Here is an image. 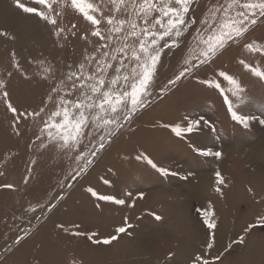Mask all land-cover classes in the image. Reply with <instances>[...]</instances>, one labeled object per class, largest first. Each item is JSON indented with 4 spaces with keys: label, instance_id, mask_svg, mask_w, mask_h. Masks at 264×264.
I'll use <instances>...</instances> for the list:
<instances>
[{
    "label": "rangeland",
    "instance_id": "374dc122",
    "mask_svg": "<svg viewBox=\"0 0 264 264\" xmlns=\"http://www.w3.org/2000/svg\"><path fill=\"white\" fill-rule=\"evenodd\" d=\"M212 2L213 0H197L193 15L199 18ZM2 5L12 8V13L16 14L22 29H18L17 36L19 35V38H16V42L14 41L12 44L8 42L6 48L4 45L2 46L3 42L13 37L0 36V52L9 49V52L19 56V63L24 70V75L23 71L17 72L16 67L7 64L6 56L1 55L3 60L0 66L2 68L7 67L8 71L21 74V78L16 79L17 83L15 84L19 86L18 100L14 97L13 101L23 105V101L31 99L28 108H38L45 98L50 82L40 79L38 73L41 69L36 62L44 60L46 63L54 65L57 76L62 77L68 71L67 65H75L80 61L79 56L82 51L84 52L86 48L91 51L90 46L88 48V44L80 39V35L84 29L88 28V25L70 7L65 8L59 20L60 26L70 29L71 25L75 23L82 29L77 36H68L67 39H63L54 35L55 30L52 25L33 14L24 13L15 5L14 0H0V6ZM29 6L36 5L29 4ZM24 16L31 21L26 20ZM32 18L36 20L32 21ZM5 21L6 16L0 17V31L2 32L7 28ZM44 34L48 35V38L43 39ZM248 35L251 39L264 41V23H258ZM74 38L80 41L78 46H74L71 42ZM47 39L48 41L50 39L51 42H47ZM190 39L189 35L186 43ZM54 50L57 51V54H52ZM183 52V48L174 49L171 52L166 50L158 69V79L156 87L153 89L151 103L138 111L131 121L125 122L120 131L111 139V142L106 143L104 150L100 151L94 158V163L78 176L76 173L82 166V161L77 162L72 153H65L54 144H49L46 148L40 147L41 140L44 143H48V141L45 137L37 140L36 137L39 135L41 127L38 122L29 120L26 126L21 125V135H18V138L12 128V114L0 103V123L5 125L4 127L9 130V134L15 139L10 152L0 160V173H3L0 175V195L2 193L0 196V227L3 225L0 234L8 237L14 232L16 233L11 240L6 239V237L5 240H0V264H4L3 262L15 252V249L20 248L35 231L45 224L64 225L69 230L71 228L76 230L74 225H79V228L84 227L87 224L85 221L90 217L81 223L79 219L81 214H74L82 209L81 197L83 196L80 195L83 193L90 196V200L87 198L86 201L90 205L88 207L92 212L91 217L99 220L98 224L102 225V235L89 237L88 253L97 251V248L101 246L110 248L114 252L115 249L118 250L119 248L121 241L119 237L128 238L123 245L125 251L121 250L122 259L113 261L111 264H188L197 255L207 259L209 264H241V262L264 264L262 261L264 258V226H257L249 229L248 232L243 230L242 242L240 241L241 236L237 235L241 229L236 232L232 231L231 235H228L225 230H219L214 236L213 247L207 248L206 245L210 235H212V230H209L204 223L202 211L204 208L200 198L196 195L202 179L214 176L220 167H231L234 170H232L231 177L228 176L227 180L225 179L227 181L225 184L234 182L242 188L245 184L243 188L245 192L241 193L242 200L239 199L237 202L238 216L245 215L246 212H254L250 215L255 214L253 220L246 222L245 226L248 223H254L257 215L264 214V203L260 199H256L254 204H250L255 196H253L254 191H249L251 188L250 177H253V181L264 188V125L259 123L260 119H264V80L254 76L238 63L240 58H245L254 66L264 67V57L248 54L243 52L240 47L233 45L223 51V54L219 55L210 66L202 67L196 73V76L203 79L211 74L214 69H221L240 79L245 89L242 94L243 101L241 102L236 97L231 96L230 99H232L234 106H238L241 114L255 117L250 122V126L244 128L231 119L227 104L224 103L220 93L215 88L197 83L195 78L183 79L176 85L170 86V90L165 91L162 95L159 94L160 88L178 71ZM29 66L31 68H28ZM26 69L30 72H25ZM10 85L8 84L9 92ZM35 86L41 88L38 94L22 92V90L27 91L28 88ZM222 86L227 88V82L222 81ZM26 97L27 99H25ZM48 110H54V105H49ZM161 115L162 117H160ZM185 116L203 118L214 127L202 125L201 132L181 138L175 136L170 129L160 127L157 124V122H180ZM33 128L34 130H32ZM148 130L158 132L160 134L159 141L165 146V149L157 157L160 162L157 159H152L160 166L167 167L170 172L177 173V175L162 176L146 162L136 160L135 157L138 154L135 156L124 155L130 149L128 147L140 143L134 142L135 138L138 135L146 134L149 132ZM22 133H24V137ZM193 143L197 147L209 149L213 153L219 151L222 155L220 157L200 155L190 147V144ZM138 145L142 146V144ZM10 159L13 161L9 166V171L5 172L3 166ZM109 159H113V164L127 169L125 174L115 175L114 182L111 184V186L115 185L114 190H111L112 195H116L118 198H126L127 194L130 193L133 197L127 199L126 204L121 205L120 208L116 206L118 204L113 202L98 200L87 191L89 187L94 188L96 185V191L100 185L102 188L109 187L108 184L103 183V180L115 171L112 164L109 163ZM138 168H142L144 172L141 171L140 174H136ZM109 170L112 172L110 173ZM73 176L75 179H72ZM6 184H12L14 188L2 187ZM140 192L144 193L143 198L139 196ZM103 202L110 204L108 206L110 209L104 210L105 212L102 211L101 203ZM133 202L134 206L131 210L130 203ZM256 206L259 208L254 210ZM121 209L122 212L119 211ZM252 209L253 211H251ZM152 213L161 216V219L156 220ZM183 213L190 215L196 225L195 235L198 237L193 242L195 246L193 243L191 244L192 250L187 257L181 253L183 250L180 252L181 254L177 253L178 248L185 247L190 242L183 240L185 227L184 225L182 227L177 224L174 225L176 222L174 216ZM61 214L63 215L61 216ZM121 214L122 220L117 221L112 228L124 226L125 218L131 227L125 233H115L118 239L108 244L103 243L104 239L115 235L108 236L113 231L108 221L105 220V215H109L108 220H110V217H117L118 215L121 218ZM126 214L127 217L124 218ZM10 216L19 217L20 230H15L13 226L12 228L10 226L5 228L6 219ZM201 234L204 236H200ZM86 235H89V232ZM18 237H22V239L17 243ZM169 253L172 255L170 256ZM242 255L243 257H241ZM242 258L247 260L238 261ZM146 259L148 261L145 263ZM107 260L102 258L101 263L104 264Z\"/></svg>",
    "mask_w": 264,
    "mask_h": 264
},
{
    "label": "snow or ice",
    "instance_id": "6c2138e0",
    "mask_svg": "<svg viewBox=\"0 0 264 264\" xmlns=\"http://www.w3.org/2000/svg\"><path fill=\"white\" fill-rule=\"evenodd\" d=\"M196 2L197 0H14L15 5L24 13L33 14L52 25L54 35L63 39L75 37L80 31L75 23L70 29L59 24L63 10L70 7L88 25L80 39L91 48V51L87 48L84 50L77 64L67 65L68 71L62 77L57 76L54 65L44 60L37 61L41 68L38 73L40 79L50 82L38 108L29 109L15 103L8 91L7 78L12 73L0 75V103L12 114L15 134L21 135L20 126H26L27 121L38 122L41 127L37 140L45 137L48 141L44 143L41 140L40 147L46 148L49 144H54L63 152L72 153L77 162H83L76 173V176L80 175L94 163V158L104 150L106 143L111 142L124 123L131 121L138 111L151 103L162 56L166 54V50L171 52L181 48L184 52L178 71L160 88L159 94L162 95L170 90V86L183 79L195 78L197 83L215 88L227 104L231 119L248 128L255 117L241 114L238 106H234L230 99L231 96L243 101L245 89L240 79L221 69H214L203 79L196 76V73L202 67L210 66L223 51L233 45L248 54L264 57V41L251 39L248 35L258 23H264V0H213L199 18L193 15ZM189 35L191 39L186 43ZM0 36L7 37L8 33L0 31ZM12 55L15 56V53ZM238 63L264 80V67L254 66L245 58H240ZM13 64L20 70L19 61L13 60ZM222 81L227 82V88L222 86ZM49 105H54V110L49 111ZM259 123L264 125V119H260ZM157 124L170 129L175 136L181 138L201 132L202 125L214 127L203 118L187 116L180 122ZM190 147L203 156L222 155L219 151L213 153L194 143ZM135 159L146 162L162 176L177 175L167 167L160 166L144 152H140ZM215 176L218 185L215 191L222 195L220 186L225 184L224 177L219 171ZM103 183L110 184V181L104 179ZM2 187L12 189L14 185L6 184ZM87 191L100 201L118 205L126 204L127 199L131 198L130 193L126 198H118L112 194H100L92 187ZM139 196L143 198L144 193L140 192ZM202 211L207 228L214 230L217 227L212 219L214 212ZM152 215L156 220L161 219L156 213ZM257 226H264V214L257 215L255 222L249 224L244 231L248 232ZM59 227L65 232L69 231L64 225ZM73 227L78 229L79 225ZM129 227L131 225L127 224L125 218V225L117 227L115 231L118 234L125 233ZM72 234L81 235L79 231ZM20 239L22 237H18L16 242ZM116 239L118 236L113 235L104 239L103 243L108 244ZM213 241L214 234L209 237L206 245L208 249L213 247ZM240 241H243V236ZM67 264L82 262L70 255ZM191 264H209V261L197 255Z\"/></svg>",
    "mask_w": 264,
    "mask_h": 264
},
{
    "label": "bare ground",
    "instance_id": "6f19581e",
    "mask_svg": "<svg viewBox=\"0 0 264 264\" xmlns=\"http://www.w3.org/2000/svg\"><path fill=\"white\" fill-rule=\"evenodd\" d=\"M0 8H2V11H0V17L6 16L5 22H6L7 28H5L4 32L8 33V36L13 37L10 40L7 39V41L5 40V42H3L2 46L4 45V48H6L8 46V42H10L12 44V42H14V41L16 42V38H19V35L17 36V33L19 31L18 30L19 28L22 29V26L17 21L16 14L12 13L13 10L11 7L10 8H9V6L4 7V5H2V6H0ZM24 18L26 20H30L25 16H24ZM35 20H36L35 18L34 19L32 18V21H35ZM79 29L81 30L82 27H80ZM2 37H5V36H2ZM52 37H53V35H52ZM40 38H41V36H40ZM46 38H48V35L44 34L43 39H46ZM51 39H53V38H51ZM47 42H51L50 39H49V41L47 39ZM71 42L73 43L74 46H78L80 44V41L77 38H74V40ZM88 48H89V45H88ZM82 53H83V51H82ZM52 54H57V51L54 50ZM1 55L7 57V61H8L7 64L8 65L11 64L14 66L13 60L19 61V59H20L19 56H16V55L13 56L11 51L9 52V49H6L5 51L0 52V63H2V60H3ZM81 56H82V54H80V56H79L80 60H81ZM20 65H21V63H20ZM28 68H31V66H29ZM22 71H23V75H24V70L22 69V67L17 72H22ZM7 72L12 73V76L7 78L8 84H11L9 86L11 97H12V99H14V97H15V99L18 100L19 86L15 85V84L17 83L16 79L21 78V74L15 72V71L14 72L8 71L7 67L2 68L0 66V75L6 76ZM25 72H30V71L26 69ZM40 89L41 88L39 86L38 87L35 86L32 88H28L27 91L22 90V92L33 93V95H35V94H38ZM25 99H27V97ZM17 103L19 105H21L19 102H17ZM30 103H31V99H27V100L23 101V105L25 107H28ZM162 115H164V114L162 113ZM162 115L160 117H162ZM163 117H165V116H163ZM4 126L0 123V160L10 152V149H11V147H13L14 142H15L14 137L9 134V130H7L6 127H4ZM32 130H34V128ZM159 135L160 134L156 131H149V132H146V134H143L141 136L138 135V137H140V138H138V137L135 138L134 142H140V143H136L135 145L128 147L130 149L128 150L127 153H124V155L128 154L130 156H135V155L139 154L140 152H144V153L147 152V154L150 155L151 158L157 159L160 162V160L157 157L160 154V152L163 149H165L164 148L165 146H164V144L160 143V141H159L160 136ZM19 136H18V138H19ZM22 136L24 137V133H22ZM26 138H28V137H26ZM33 138H34V136H33ZM19 140H21V139H19ZM18 143H19V141L17 142V144ZM138 144H142V146L140 147ZM13 158H15V157H13ZM12 161L13 160L10 159L3 166L4 167L3 169L6 170L5 172L9 171V166H10ZM113 162H114L113 159H111L109 162L110 164H112V168L115 169L114 172L111 171L112 173L109 170V172L111 173L107 177V180L110 181V184H108L109 187L108 188L107 187L102 188V185H100L97 188L98 189L97 192L100 194H112L113 192L111 190H114L115 185L113 184V186H111V184L114 182L115 175H119L122 173L125 174V171L127 170L125 167L117 166V165H115V163L113 164ZM124 163H126V162H124ZM232 170H234V169H232L231 167L227 168L225 166L217 169V171H219L221 173V175L224 177V180L228 176L231 177ZM141 171H143V169L138 168L136 174H138V173L140 174ZM257 172H259V171H257ZM256 176H258V175H256ZM204 177H206V176H204ZM237 177H238V175H237ZM253 179H254L253 177H250L249 181L251 182V188L250 189H252V191H254L253 196H255V197H254V199H252L253 201L250 200L251 201L250 204H252V203L254 204L256 199H260V201L264 203V188H262V186L260 184H256L253 181ZM225 182H227V181H225ZM230 182H232V181H230ZM232 183L228 184V185L224 184V185L220 186L222 189V193H223L222 195H221V193H218L215 191V188L218 186L217 185V179H216L215 175L212 177H206V178L202 179V182L200 184L199 189L196 186L198 189L197 190L198 193H196V195H197V197L200 198L204 210H208L209 212H214V216L212 217V219L215 221V223L217 225V227L214 230H212V234H214V236L216 235V233L219 230H225V232L228 235H231L234 231L236 232L238 229L239 230L241 229V232L237 235L242 236L243 230L249 224L248 223L245 226L246 222L252 221L253 217L255 215V214L250 215L254 212H248V213L246 212L245 215L241 214L240 216H238L239 212L237 214V211L239 209L237 208V202L239 199H241V193L243 194V192H245V190L243 189L245 184L242 188L241 186H239V184L234 183V182H232ZM96 186H94V189L96 188ZM259 186H261V187H259ZM1 195H2V193H1ZM233 195H234V198H232ZM80 196H83V197H81L82 209L80 211L74 213V214H81V215H79L80 216L79 219H80L81 223L84 222L88 217H90L89 219H87L85 221L87 224L84 227L76 229L77 231H79L81 233V235H79V236L73 235L72 232H74L76 230H72V228L65 234V231L62 230L58 224H56V225L45 224L42 227H40L37 231H35L33 233V235H31L26 240V242L20 246V248H18L17 250L15 249V252L12 253V255L3 263L4 264H67V261H68V258L70 255H74L75 257H77L78 260H80L82 262V264H102L101 263L102 258L108 259L107 261H105L104 264H109V263L111 264L113 261H117V260L122 259V257H121L122 251L121 250L125 251L123 245L127 242V240H128L127 237L126 238L125 237H121V238L119 237V239H121V241L119 242L120 243V245H119L120 249L119 248H118V250L115 249L114 252L110 248L107 249V247L101 246V247L97 248V251L91 252V254L88 253V247L90 245L89 237L92 236V234L102 235V233H101L102 225L98 224L99 220H95L91 217L92 212H91L90 208L88 207L90 205H88V203L86 201L87 198H88V200H90V198H89L90 196L87 195L86 193H83ZM132 198L133 197L131 196V199ZM250 199H251V197H250ZM263 203H259V204H263ZM137 204H136V206H137ZM101 205L103 208L102 209L103 212H105L104 210L110 209L108 207V206H110V204H107L106 202L101 203ZM132 205H133V203H130L131 210L133 209ZM116 206L119 208L121 207V205H116ZM257 208H259V206H256V208H254V210H256ZM259 210L261 211V208ZM119 211L122 212L123 210L121 209ZM251 211H253V209ZM256 213H259V212H256ZM62 215L63 214H61V216ZM119 216L120 215H118L117 217H110V220H108L109 215H105V220L108 221V223H109V225L113 231V233H111L108 236H111V235L116 233L115 229H113V228H114V225L117 221L122 220V214H121V218H119ZM125 217H127V214H126V216H124V218ZM174 217H176V222L174 223V225L177 224L181 227H182V225H184V227H185V230L183 231V233H184L183 234V240L184 241H190L188 244L185 245V247L178 248L177 253H179V254L182 253L187 257L189 252L192 250L191 244L193 242H195L198 238L197 235H195L196 234V232H195L196 231V228H195L196 225H195V223H193L192 219L190 218V215H188V214L186 215L185 213H183L182 215L181 214L175 215ZM64 219H66V218H64ZM20 223L21 222H20V219L18 216H16V217L10 216V217H7V219H6L5 228L7 226H10L12 228V226H13L15 228V230H17V229L20 230L19 229ZM66 223H68V222H66ZM71 224H75V223H71ZM2 226L0 227V229L2 228ZM188 228H190V229H188ZM88 232H89V235H86V233H88ZM15 234L16 233L14 232L13 234H11L8 237L0 234V240L1 241L5 240V237H6V239L11 240L12 236ZM180 234H182L181 231H180ZM200 236H204V234H201ZM85 243H86V246H84ZM119 243H117V244H119ZM99 245H100V243H99ZM193 245L195 246L194 243H193ZM182 250H183V252H181ZM243 253L246 254V252H243ZM249 256H251V255H249ZM241 257H243V255ZM240 260L245 261L247 259H245V258L238 259V261H240ZM146 261H148V260L146 259L144 262L146 263ZM191 261L188 264H190ZM262 261H264V258L262 259ZM241 264H245V263L241 262ZM246 264H249V263H246Z\"/></svg>",
    "mask_w": 264,
    "mask_h": 264
}]
</instances>
